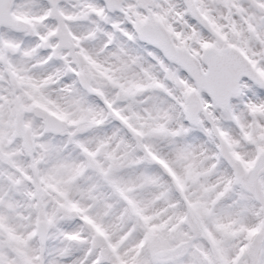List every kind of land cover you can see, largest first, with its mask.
Returning <instances> with one entry per match:
<instances>
[{"label": "snow or ice", "instance_id": "snow-or-ice-1", "mask_svg": "<svg viewBox=\"0 0 264 264\" xmlns=\"http://www.w3.org/2000/svg\"><path fill=\"white\" fill-rule=\"evenodd\" d=\"M0 264H264V0H0Z\"/></svg>", "mask_w": 264, "mask_h": 264}]
</instances>
